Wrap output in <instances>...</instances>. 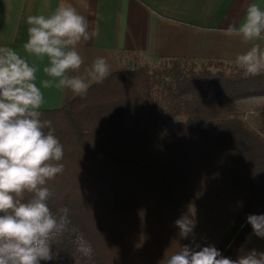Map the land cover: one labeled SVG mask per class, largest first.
Masks as SVG:
<instances>
[{"label":"trees","instance_id":"1","mask_svg":"<svg viewBox=\"0 0 264 264\" xmlns=\"http://www.w3.org/2000/svg\"><path fill=\"white\" fill-rule=\"evenodd\" d=\"M256 96L264 73L245 77L234 61L171 59L111 73L85 97L42 110L64 147L49 207L70 210L92 264H165L193 241L234 259L252 230L248 215L264 214V105L263 135L236 114ZM183 216L195 220L187 239L175 225ZM75 240L67 234L58 258L41 264H75Z\"/></svg>","mask_w":264,"mask_h":264},{"label":"clouds","instance_id":"2","mask_svg":"<svg viewBox=\"0 0 264 264\" xmlns=\"http://www.w3.org/2000/svg\"><path fill=\"white\" fill-rule=\"evenodd\" d=\"M26 23L23 49L42 62L46 78H39L37 66L16 50L0 46V264L52 261L59 255L57 245L69 233L76 234L75 264L82 259L92 264L91 245L71 225L70 210L61 207L53 212L48 204L52 193L47 184L64 172L60 163L64 147L52 121L42 119L43 90L54 87L83 98L94 84L111 75V67L104 56L84 67L78 47L98 37L99 30L90 28L89 18L68 0L48 15H29ZM222 31L251 45L236 57L244 76L264 73V47L259 43L264 41V9L250 3L239 26L229 24ZM247 223L253 235L264 238V214L248 215ZM175 225L181 239L194 236V219L183 216ZM193 244L181 246L165 264H264V252L256 249L245 252L242 248L238 258L232 259L214 245Z\"/></svg>","mask_w":264,"mask_h":264},{"label":"crops","instance_id":"3","mask_svg":"<svg viewBox=\"0 0 264 264\" xmlns=\"http://www.w3.org/2000/svg\"><path fill=\"white\" fill-rule=\"evenodd\" d=\"M62 0H0V46L11 47L38 68L42 62L23 49L29 15L50 14ZM90 20L99 35L78 47L84 67L106 57L111 73L121 68L156 67L171 59L234 61L251 46L239 36H226L239 26L250 3L264 0H68ZM86 5V7H85ZM264 47V41H260ZM83 71V68L81 69ZM77 73H73L75 75ZM42 110L62 107L76 97L69 90H43ZM254 99L255 97H251ZM251 98L249 100H251Z\"/></svg>","mask_w":264,"mask_h":264},{"label":"rangeland","instance_id":"4","mask_svg":"<svg viewBox=\"0 0 264 264\" xmlns=\"http://www.w3.org/2000/svg\"><path fill=\"white\" fill-rule=\"evenodd\" d=\"M159 63L156 67L161 65ZM203 63H197L196 66H201ZM152 68V67H151ZM155 68V67H153ZM130 69V68H129ZM247 98L246 100L240 101L237 104L236 114L237 116L242 119L246 125L258 132L259 134L263 135L260 131L259 126V111L261 107L264 105V96H256L254 99ZM183 123V118H177L168 124V128H175ZM264 136V135H263ZM191 213L196 218H202L203 210L198 207H191ZM246 252L251 249H256L258 252H264V238L257 237L252 234V230L247 236L246 240L238 249L237 255L234 259H237L238 256L241 254V249Z\"/></svg>","mask_w":264,"mask_h":264}]
</instances>
